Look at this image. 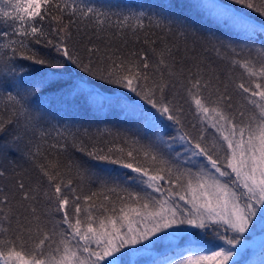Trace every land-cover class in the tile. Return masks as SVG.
Listing matches in <instances>:
<instances>
[{"label":"snow or ice","instance_id":"1","mask_svg":"<svg viewBox=\"0 0 264 264\" xmlns=\"http://www.w3.org/2000/svg\"><path fill=\"white\" fill-rule=\"evenodd\" d=\"M42 2L60 13L50 17L55 39L40 23L41 0L23 6L17 0L12 11L0 7L2 26L11 30L0 31V98L12 113L0 115V138L11 136L0 150L25 143L22 154L47 182L26 188L18 181L16 206L0 189V264H128L131 256L165 246L192 252L208 243L209 230L218 242L210 254L168 264H233L246 234L257 224L264 231V0H151L114 5L115 11L78 0ZM65 15L75 19L64 24ZM77 19L95 26L80 48L69 43ZM113 26L141 47L124 51L93 42ZM29 42L55 55H40ZM236 67L247 79L232 76ZM56 108L115 116L128 125L116 133L127 150L79 148L96 163L95 171L81 173L78 166L77 174L94 180L107 205L88 204L97 196L92 192L82 208L59 162L47 156L37 162L42 153L31 147L29 133ZM207 125L219 133L211 144ZM177 142L183 153L174 149Z\"/></svg>","mask_w":264,"mask_h":264},{"label":"trees","instance_id":"2","mask_svg":"<svg viewBox=\"0 0 264 264\" xmlns=\"http://www.w3.org/2000/svg\"><path fill=\"white\" fill-rule=\"evenodd\" d=\"M21 5L26 2V0H19ZM151 0H78V3L83 5H93L100 8L101 10L107 11L111 8L112 11L116 9L112 6L114 5H134L139 3H148ZM17 3V0H0V7H4L5 10L12 11L11 5ZM47 9V12H45ZM29 11H35L34 6L28 9ZM42 13H45V19L40 21L43 24L46 32L49 33L48 39H55L51 34V29L55 26L51 20V16L60 15V13L54 9L48 8L44 5L41 0V9ZM3 17H0V31H11L10 29L4 28L2 26ZM39 21V17H35ZM75 18L65 15L63 17V23L68 24L70 20ZM147 24V21H145ZM94 24L91 20L80 21L76 20L71 26L73 39L69 43L77 48L82 46V43H86L89 37H94ZM118 29L113 26L111 29H106V32L103 34V40H95L93 42L100 44L103 47L105 42L110 41L113 48H120L124 51L132 49L133 47L139 48L140 44H135L134 39L131 37L130 33L125 34L124 36L117 34ZM17 39L19 37H16ZM155 39V37H150ZM141 41L144 39V35H140ZM6 42V41H5ZM126 43V47H125ZM29 46L36 50L40 55H55L54 50L51 48L45 47L43 44L37 45L34 42H29ZM212 59H215L214 55L208 54ZM24 65H27L28 61H19ZM218 66L225 71H228V66L220 64ZM232 76L237 79H247L246 73L242 68L236 67L231 69ZM240 96L234 95V103L239 107ZM6 108L9 110L6 111ZM11 105L8 102L0 98V115L5 119L9 118L12 113L10 111ZM187 124V121H186ZM65 125L67 127H65ZM128 125L124 124L118 120L115 116H104L99 114H93L87 112L84 109L79 110H66L62 108H56L48 116L46 121H42L38 126L37 131L33 135L29 133L30 138L32 139L31 147L39 146L42 155L38 156L37 162L43 163L44 156H47L50 160L58 161L60 164L61 171L66 178H70L74 181V186L77 188V193L81 195V206L87 207V204L84 202L83 197L90 195L92 192H96L97 196L93 197L92 201L87 202L88 204L95 203L97 207L99 204L104 203L107 205V201L104 200L105 193L102 192L99 186L90 180L88 175L81 177L77 174V167L79 166V171L84 172L85 169H90L95 171L94 165L95 161H92L90 157L87 156L86 152L80 151L79 148L84 146L87 150H92L93 146L105 148L111 147L113 149H118L120 147L127 146L122 143L121 140L116 139L117 131H122L127 128ZM87 129L88 132L85 134L84 129ZM108 129L111 131L109 135ZM191 130V129H189ZM44 132L47 135H41L40 133ZM59 132V135H58ZM102 133V135H101ZM199 133V127L193 131V134L196 135ZM169 135H175V132L169 131ZM204 135L206 136L208 142L211 144L215 138L219 136V133L216 132L214 128L210 125L204 126ZM11 140V136H5L0 138V143ZM52 145H64L63 148L52 147ZM19 149L16 147H7L0 150V169L5 173L4 176L0 177V189L4 190V194L9 196V200L14 206L21 203L20 193L16 189V184L18 181H23L27 187H36L40 185L42 188L47 187L46 180L41 176L40 171L37 167V163H34L30 158L23 155L22 153L26 151L25 143L19 145ZM176 151L183 153V148L180 146V143L177 142L174 145ZM186 155V154H185ZM183 160V156L181 157ZM71 165V167H69ZM184 167H190L189 164L182 165ZM167 187L166 182H162ZM150 191V190H149ZM156 193H154L155 195ZM112 200H115V194H110ZM43 200H41L40 206L43 207ZM89 211H95V209L89 208ZM56 219H59V214H55ZM207 241L210 244L206 245L208 253L214 247L217 241H215L214 234L208 232ZM251 240V239H250ZM263 243L260 246L261 250L264 251V237L262 239ZM253 243V240L251 241ZM165 251L170 253L174 252V247H169ZM243 264V263H242Z\"/></svg>","mask_w":264,"mask_h":264},{"label":"rangeland","instance_id":"3","mask_svg":"<svg viewBox=\"0 0 264 264\" xmlns=\"http://www.w3.org/2000/svg\"><path fill=\"white\" fill-rule=\"evenodd\" d=\"M189 165L193 171H196V168L192 164ZM222 180L227 181L228 178L225 177L222 178ZM155 195L159 197L160 193H156ZM177 202L181 206H184L183 201ZM188 207H190V205ZM209 232H211V230H209ZM263 237L264 231H261L259 225L257 224V227L254 228L251 233L246 234L247 243L237 246V248L235 249L237 255L234 257L233 264H264V251H260V246L263 243ZM252 240L253 243L251 242ZM208 244H210V242H208ZM208 244H205L202 247H198L192 252H182L181 250L174 248V252L172 253L165 251L171 246H165L151 256H131L128 258V264H152L153 261L157 262V264H168L169 261L184 258L189 254L194 255L197 252L210 254L208 253L207 247H205Z\"/></svg>","mask_w":264,"mask_h":264}]
</instances>
